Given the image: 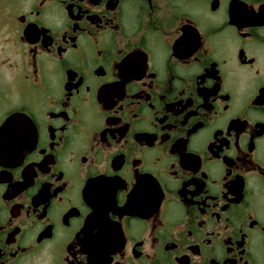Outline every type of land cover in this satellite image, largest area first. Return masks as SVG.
<instances>
[{"label":"flooded vegetation","instance_id":"flooded-vegetation-1","mask_svg":"<svg viewBox=\"0 0 264 264\" xmlns=\"http://www.w3.org/2000/svg\"><path fill=\"white\" fill-rule=\"evenodd\" d=\"M0 264H264V0H0Z\"/></svg>","mask_w":264,"mask_h":264}]
</instances>
